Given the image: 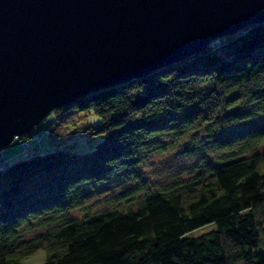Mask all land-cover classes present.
<instances>
[{"label":"trees","instance_id":"trees-1","mask_svg":"<svg viewBox=\"0 0 264 264\" xmlns=\"http://www.w3.org/2000/svg\"><path fill=\"white\" fill-rule=\"evenodd\" d=\"M88 111L100 122L82 133L102 137L73 150L67 127ZM49 114L58 147L39 153L32 128L14 140L38 153L0 157V264L40 249L39 264H264V20ZM176 148L192 170L149 184L141 165ZM119 185L112 207L85 206Z\"/></svg>","mask_w":264,"mask_h":264},{"label":"water","instance_id":"water-1","mask_svg":"<svg viewBox=\"0 0 264 264\" xmlns=\"http://www.w3.org/2000/svg\"><path fill=\"white\" fill-rule=\"evenodd\" d=\"M262 20L264 0H0V149L82 94Z\"/></svg>","mask_w":264,"mask_h":264},{"label":"rangeland","instance_id":"rangeland-1","mask_svg":"<svg viewBox=\"0 0 264 264\" xmlns=\"http://www.w3.org/2000/svg\"><path fill=\"white\" fill-rule=\"evenodd\" d=\"M54 115L49 114L46 116L43 121L38 123L34 128V134H38L40 136L39 141L34 139H30L32 144H40L43 148L39 151V153H44L48 150L58 147L57 144H52L48 142L45 134L43 133L44 129L49 125L52 121ZM100 122V117L93 111H88L86 115L78 122L77 124L68 126V130L66 133H69L67 140L73 142L72 149L77 151H85L90 148L91 142L95 143L99 140L102 136L101 135H92L89 133H82V131L86 128L90 129L94 124ZM15 138V136H14ZM13 140L6 146L0 149L1 155L3 159H7L9 157V161H14L21 157L30 156L34 153H38L36 150H28V152H23L24 148L18 143V141ZM176 149L169 150L164 154H154L148 163H144L141 165L144 177L148 179L149 184L156 183H163L165 184L170 179V174L174 171H181L185 172L186 170L190 172L192 170V164L196 162V160L191 159H184L180 153H176ZM186 168V169H185ZM118 190L119 187L116 186L108 193L107 191H103L99 197H93L84 202L85 206L90 210V212H96L102 208H108L113 206L114 200H117L114 194H119ZM107 192V193H106ZM82 214L81 211L75 210L71 213L72 216ZM214 227V224H206L200 226L198 228L193 229L191 232H188L186 235H199L211 228ZM29 229V228H28ZM21 229V238L27 240H31L36 235L42 231V229ZM45 252L44 250L40 249L33 254L28 255L24 258V264H39L42 262L44 258ZM242 264V263H237Z\"/></svg>","mask_w":264,"mask_h":264},{"label":"bare ground","instance_id":"bare-ground-1","mask_svg":"<svg viewBox=\"0 0 264 264\" xmlns=\"http://www.w3.org/2000/svg\"><path fill=\"white\" fill-rule=\"evenodd\" d=\"M170 63H173V62H170ZM170 63H165V64H162V65H160V66H157L158 68H160V67H163V66H166V65H168V64H170ZM157 67H155V68H153V69H151L150 70V72H152V71H154V70H156V69H158ZM15 136V135H14ZM14 138V137H13ZM16 138V137H15ZM27 140V139H26ZM26 153V152H25Z\"/></svg>","mask_w":264,"mask_h":264},{"label":"built area","instance_id":"built-area-1","mask_svg":"<svg viewBox=\"0 0 264 264\" xmlns=\"http://www.w3.org/2000/svg\"><path fill=\"white\" fill-rule=\"evenodd\" d=\"M15 137H17V135Z\"/></svg>","mask_w":264,"mask_h":264}]
</instances>
